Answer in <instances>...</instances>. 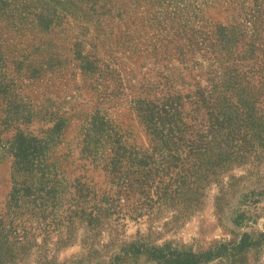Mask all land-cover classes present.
<instances>
[{"label":"rangeland","instance_id":"obj_1","mask_svg":"<svg viewBox=\"0 0 264 264\" xmlns=\"http://www.w3.org/2000/svg\"><path fill=\"white\" fill-rule=\"evenodd\" d=\"M261 5L0 0V264H264Z\"/></svg>","mask_w":264,"mask_h":264},{"label":"trees","instance_id":"obj_2","mask_svg":"<svg viewBox=\"0 0 264 264\" xmlns=\"http://www.w3.org/2000/svg\"><path fill=\"white\" fill-rule=\"evenodd\" d=\"M261 6H262L261 7V11H263L264 7H263V5H261ZM258 21H259V30L260 31L264 30V14H260V16L258 18ZM260 39L261 40H264V36L261 35V37L258 38V41ZM257 43H259V42H257ZM256 51L259 53V56H260L259 57V63H260L259 69H260V72L261 73H264V42L263 43H260L256 47ZM261 78L262 79L260 80L259 86H258V94H259V97H263L261 99H264V75H261ZM246 84H248L247 81H246ZM231 89L236 93L237 91H239V84L237 82H235L234 85L231 87ZM241 89H240V91H241ZM197 91L199 92V93H197L198 96L201 95L202 92H201L200 88H197ZM164 100L166 101V97H165ZM196 101H198V100L196 99ZM263 102H264V100H263ZM263 105H264V103H263ZM161 110L163 112H166L167 114H171V115H173L175 112H177V110L174 107L173 108H170V107H168L166 105L161 106ZM169 110H170V113H169ZM259 115L262 116L263 114H259ZM186 151H187L188 155H191L193 157V156H197L200 153L201 149L196 148V147H191V148H187ZM166 185H167V183H164V185H163L164 187L163 188H165ZM173 185H174V187H178V183L173 184ZM163 193L166 194L164 197H158L157 196V197H155L154 200L162 199L164 201V198L165 199H169L171 197L170 193H166V192H163ZM263 227H264V222H263ZM238 245L241 246V247H247V246L254 245V242H249V240L246 239V238H244V236H243V237H241L239 239V244ZM208 255H210V252L207 253V254H205V255H202L201 254V255H198V256H196V254H194V253H190V255H189L190 257L189 258H184V259H181V260H176V262L174 264H189V263H193V262L195 263V262H197L199 260V258L207 259L208 258Z\"/></svg>","mask_w":264,"mask_h":264}]
</instances>
